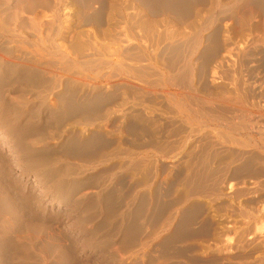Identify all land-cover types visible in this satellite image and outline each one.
<instances>
[{"label": "bare ground", "instance_id": "bare-ground-1", "mask_svg": "<svg viewBox=\"0 0 264 264\" xmlns=\"http://www.w3.org/2000/svg\"><path fill=\"white\" fill-rule=\"evenodd\" d=\"M134 1L118 53L161 25L164 62L135 48L115 74L63 34L106 0H0V264H264V0ZM116 113L123 147H92Z\"/></svg>", "mask_w": 264, "mask_h": 264}, {"label": "rangeland", "instance_id": "rangeland-1", "mask_svg": "<svg viewBox=\"0 0 264 264\" xmlns=\"http://www.w3.org/2000/svg\"><path fill=\"white\" fill-rule=\"evenodd\" d=\"M135 3L136 2L134 0H106L107 8L106 13L103 15L104 23L96 28V31L94 30L95 32L93 29L89 30L80 26L78 21H72V23H70L71 27L68 26V28H65L63 31V34H65L64 39H66L65 43L68 51H70L74 56L82 55L84 52H94L95 58L97 57V62L95 65H99V67L94 70L95 72L101 71V73H106L108 71H113L115 74H119L125 72L120 63L131 59V55H133L135 48L139 49L149 46L152 56H154V61H156L157 66L160 68L164 62L162 59V51H160V49L157 51V46L160 43V40L158 39V42L154 40L159 38V36L164 32L162 31L163 27L161 25L151 29V39L143 38L138 43H135L130 39L131 43L126 46L128 48H125L126 50L123 53H118L120 45L129 42L122 41L121 43V39L119 37L125 35L131 37V35L133 36L135 33L141 34V32L135 31V28L132 30L130 25L131 22L137 20L139 17L137 13L139 12V9H141V7L136 6ZM142 23L145 22L142 21ZM142 25L144 26V24ZM152 70L154 73H157L156 67L153 66ZM133 90V87L122 85L123 92H115L106 96L109 101L112 100L118 104L128 101L129 99L132 102H135L133 99L135 92ZM105 104L106 103L102 102L100 106L105 107ZM103 111L104 110H101L97 114H101ZM156 112L155 110L153 112L149 110V115H157ZM112 118L114 120L113 123L110 122L107 116L99 118L95 121V126L100 129L103 135H101L100 139H97L92 143V147L106 150H110L114 146L118 148L123 147L126 138L130 136L129 132L123 128L126 118L121 113L113 114ZM150 132L152 135V141H154L157 145L162 143L161 139L163 137V132L159 122H153ZM130 146H132V143H130ZM113 157L117 164L115 170L121 171L123 173L122 181L124 185H127V182H130L134 176L132 166L123 167V160L116 156ZM158 164L160 165L161 162L159 161ZM151 165L153 168H156L154 164L151 163ZM120 167H122L123 170H120ZM158 171L160 170L158 169ZM229 190L230 187L227 186L225 191L228 192ZM203 202L205 203L206 208L209 210L210 217L213 219L216 227H219L218 229L225 227V225L228 224L225 215H216L215 212L224 213L227 209L225 207H220V204L217 203H210L208 201ZM235 206L238 207V202L235 203Z\"/></svg>", "mask_w": 264, "mask_h": 264}]
</instances>
